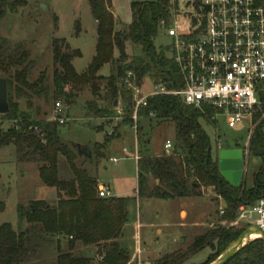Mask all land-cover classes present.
I'll return each mask as SVG.
<instances>
[{"label":"trees","instance_id":"obj_1","mask_svg":"<svg viewBox=\"0 0 264 264\" xmlns=\"http://www.w3.org/2000/svg\"><path fill=\"white\" fill-rule=\"evenodd\" d=\"M86 1L97 24V39L95 55L80 74L72 64L73 59L81 56L79 50L71 49L66 39L53 38L50 44L51 84H48L45 73L30 83L28 75L35 62L29 60V52L23 44L10 46L0 36V71L5 74L9 106L8 112L0 114V117L11 125L0 133V147L12 145L19 161L37 162L42 184L56 191V200L52 204L35 200L26 207L17 206L18 220L25 222V227L19 231H14L9 223L0 225V264H27L37 256L42 242L53 241L57 253L55 264H131L129 252L118 243L122 228L128 221L129 198L98 196L97 178L85 166V162H95L79 156L78 147L72 150L63 143L58 135L61 124L38 117L39 106L35 107V116L32 115V99L42 98L47 102L50 97L66 105L75 99V93H79L83 86L90 87L92 93L98 95L103 84L106 94L102 100L113 104L120 98L128 119L126 123L131 126L133 103L124 84L126 73L133 71L136 82L148 73L176 74L172 61L164 56L165 48L160 47L157 52L153 42L160 25L171 22L177 3L171 0L132 1L130 23L115 30L111 0ZM23 5L24 0H0V20L7 11L14 12ZM79 31L78 24L76 34ZM127 44L140 47L143 56L129 58L125 53ZM115 50L119 54L117 57ZM104 65L110 66V74L105 77L98 74ZM18 99L25 100L27 111L20 110ZM146 102L147 105L139 109V118L171 122L175 137L169 154L141 155L137 159L138 197L163 200L200 197L202 189L212 188L215 196L225 203L221 213L225 221L234 216L237 206L250 207L264 199V121L253 129L248 141V157L251 155L260 160L259 170L252 175V185L248 188L244 182L232 186L221 176L218 158L212 156L208 136L200 124L203 121L215 126L211 109L186 106L177 97L169 95L148 97ZM85 110L96 119L113 114L109 106L97 104L94 100L85 102ZM109 142L110 138L105 137L99 149H104ZM60 156L70 171L67 180L59 178L57 165ZM150 177L157 180L151 188L148 185ZM4 209V203L0 202V213ZM244 229L232 226L218 234L206 231L194 239L190 249L195 251L208 244L214 252L201 263L207 264L235 241ZM62 239L66 241V250H61ZM78 245L95 246V257L73 253ZM186 256L187 253H170L153 264H181ZM225 264H264V241L260 238L252 240Z\"/></svg>","mask_w":264,"mask_h":264},{"label":"rangeland","instance_id":"obj_2","mask_svg":"<svg viewBox=\"0 0 264 264\" xmlns=\"http://www.w3.org/2000/svg\"><path fill=\"white\" fill-rule=\"evenodd\" d=\"M10 1V0H7ZM25 5L19 6L14 12L7 11L0 20V36L12 46L23 44L29 52V60L35 62L29 72L28 81L31 83L39 74L45 73L48 84L52 80V55L50 44L53 38L66 39L71 49H77L80 57L73 59L72 64L77 73H82L94 57L96 44V21L93 20L90 7L86 0H24ZM144 0H111L113 11L121 23H130V2ZM177 22L187 25L185 16H176ZM80 25V31L76 34V26ZM121 28V25L118 26ZM170 43L166 36L165 27L160 26L153 44L158 52L159 48H165ZM125 53L131 56H143L141 48L134 45H126ZM115 57L119 54L115 50ZM164 56L169 59V53L164 50ZM110 66L104 65L98 74L108 76ZM1 76H5L0 71ZM167 79V76H162ZM143 83L147 84L148 79ZM103 84L98 95H94L88 86H83L79 93H75V99L70 104L62 101H54L49 97L45 102L41 99H32L33 109L30 111L35 116V107H40L38 117L47 120L57 111L60 118L66 121L58 127L59 138L74 150L75 147L94 145L92 155L87 159L95 163H86L87 169L95 174L99 185L110 189L113 197L124 196L129 198L127 223L122 228L118 243L129 252L137 255V249H141L142 258L130 256L131 264H153L157 259L170 253L186 254L181 264H201L214 250L207 244L198 250L190 249L192 242L204 232H218L229 226L228 221L223 220L220 210L224 209L223 199L216 197L212 188L202 189L200 197H184L174 199H158L138 197L137 195V169L133 157L135 150L139 156L161 155L164 153L166 140L174 142V127L171 122H158L156 119L141 120L139 118L137 130L131 129L124 103L120 98L111 104L102 100L106 94ZM96 101L97 104L109 106L112 116L96 119L86 114L85 102ZM20 110L27 111L24 99H18ZM58 103V105H57ZM44 114V115H43ZM256 117L254 118V121ZM207 134L211 154L218 158L220 149H242L247 139L252 122L245 121L241 126L228 129L225 125L215 124L214 127L200 121ZM10 123L0 117V133L10 127ZM97 129V130H96ZM264 134V128H262ZM105 137L110 142L104 149L99 145ZM126 149V152H122ZM85 157V156H84ZM119 159L113 163L111 159ZM85 159V158H84ZM80 159V160H84ZM81 163L82 161H78ZM244 184L250 188L252 175L259 170L260 160L249 155L245 161ZM57 169L59 178L67 180L70 171L63 157L58 158ZM37 162H22L12 145L0 147V202L5 209L0 213V225L11 224L14 231L25 227L24 221H19L17 206H28L35 200H44L52 204L56 200L55 189L45 187L40 178ZM157 184L152 177L148 178L149 187ZM234 226H249L243 221ZM233 226V227H234ZM213 240V239H212ZM214 243V240L212 241ZM55 242H42L37 251V256L27 264H55L57 255ZM66 243L61 244V250H66ZM95 252V246H89ZM77 255L81 253L79 246L73 250ZM86 253V257H87ZM95 254L93 255L95 257ZM92 257V258H94ZM217 258V257H216ZM215 258V259H216ZM214 259V260H215ZM213 260V261H214ZM95 261V260H94ZM212 261V262H213ZM209 262L207 264H211Z\"/></svg>","mask_w":264,"mask_h":264},{"label":"built area","instance_id":"obj_3","mask_svg":"<svg viewBox=\"0 0 264 264\" xmlns=\"http://www.w3.org/2000/svg\"><path fill=\"white\" fill-rule=\"evenodd\" d=\"M171 2L177 3L172 20L169 25L160 26L165 27L170 38L164 50L169 53L176 74L165 79L161 73H148L136 82L133 71L126 73L124 84L133 103L131 129L137 130L138 112L147 105L148 97L169 95L186 106L211 109L213 121L228 129L249 120L252 122L249 139L253 129L264 121V0ZM178 15H187L186 26L177 22ZM145 79L147 84L143 83ZM55 112L50 119L65 124ZM172 147L171 141L166 140L164 153L169 154ZM247 147L248 142L242 148L243 177ZM138 156L135 150L133 157L137 160ZM117 160L111 159L113 163ZM98 196L112 195L107 187L101 186ZM233 215L228 221L230 227L243 221L264 232V199L250 207L237 206Z\"/></svg>","mask_w":264,"mask_h":264},{"label":"water","instance_id":"obj_4","mask_svg":"<svg viewBox=\"0 0 264 264\" xmlns=\"http://www.w3.org/2000/svg\"><path fill=\"white\" fill-rule=\"evenodd\" d=\"M9 106L7 103L6 79L0 75V114H6ZM94 145L78 147L77 154L82 157H90ZM243 151L240 148L220 149L218 152V166L221 176L230 185L239 186L243 184ZM258 237L252 238V234ZM260 238L264 241V232L257 226L251 225L231 242L223 252L211 264H225L235 256L246 244L252 240Z\"/></svg>","mask_w":264,"mask_h":264},{"label":"crops","instance_id":"obj_5","mask_svg":"<svg viewBox=\"0 0 264 264\" xmlns=\"http://www.w3.org/2000/svg\"><path fill=\"white\" fill-rule=\"evenodd\" d=\"M113 4L111 5V12H112V14L114 15V18H115V21H116V25H115V30H120V28L118 27V26H120L121 25V27L123 26V25H125V24H123V23H121L120 22V20H118V17H117V15L114 13V11H113ZM130 18H131V11H130ZM128 25V24H127ZM80 148H83V147H80ZM122 152H123V149H122ZM126 153H128V152H126ZM156 156H158V155H156ZM140 156H138V158H139ZM130 158H134V157H131V155H130ZM115 159V158H114ZM118 159V158H117ZM119 160V159H118ZM117 160V161H118ZM135 161H137L136 159H135ZM155 182L157 183V180H155ZM98 183V182H97ZM98 186L99 187H101V186H104V185H99L98 184ZM98 187V188H99ZM106 187V186H105ZM108 188V187H107ZM108 190L110 191V189L108 188ZM55 195H56V191H55ZM64 243H66V241L64 240V239H62V244H64ZM79 246V249L81 250V253L82 254H85L84 256H86V253L88 254L87 256L88 257H94L93 255L95 254V252H93L92 251V249L89 247V246H86V247H83V246H80V245H78ZM77 246V247H78ZM76 247V248H77ZM137 251H138V254L135 256V255H130V256H132L133 258H136V257H139V258H142V256H140V254L142 253V251H141V249H137Z\"/></svg>","mask_w":264,"mask_h":264},{"label":"bare ground","instance_id":"obj_6","mask_svg":"<svg viewBox=\"0 0 264 264\" xmlns=\"http://www.w3.org/2000/svg\"><path fill=\"white\" fill-rule=\"evenodd\" d=\"M256 237H258V234L257 233L252 234V238H256Z\"/></svg>","mask_w":264,"mask_h":264}]
</instances>
